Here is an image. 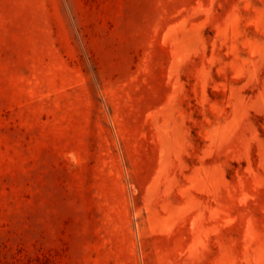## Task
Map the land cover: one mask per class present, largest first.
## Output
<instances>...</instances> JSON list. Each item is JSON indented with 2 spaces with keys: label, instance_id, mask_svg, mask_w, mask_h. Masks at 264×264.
<instances>
[{
  "label": "rangeland",
  "instance_id": "obj_1",
  "mask_svg": "<svg viewBox=\"0 0 264 264\" xmlns=\"http://www.w3.org/2000/svg\"><path fill=\"white\" fill-rule=\"evenodd\" d=\"M0 264H264V0H0Z\"/></svg>",
  "mask_w": 264,
  "mask_h": 264
}]
</instances>
